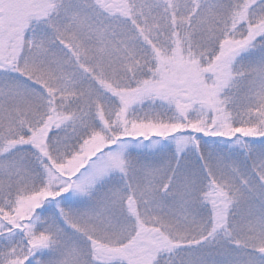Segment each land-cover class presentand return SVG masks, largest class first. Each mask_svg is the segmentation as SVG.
Instances as JSON below:
<instances>
[{
    "label": "snow or ice",
    "instance_id": "snow-or-ice-1",
    "mask_svg": "<svg viewBox=\"0 0 264 264\" xmlns=\"http://www.w3.org/2000/svg\"><path fill=\"white\" fill-rule=\"evenodd\" d=\"M0 264H264V0H0Z\"/></svg>",
    "mask_w": 264,
    "mask_h": 264
}]
</instances>
